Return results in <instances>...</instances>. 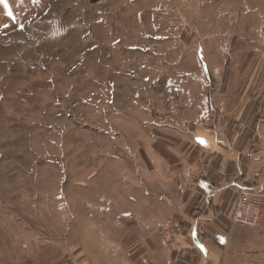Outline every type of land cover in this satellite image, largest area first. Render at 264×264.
<instances>
[{
    "label": "rangeland",
    "instance_id": "374dc122",
    "mask_svg": "<svg viewBox=\"0 0 264 264\" xmlns=\"http://www.w3.org/2000/svg\"><path fill=\"white\" fill-rule=\"evenodd\" d=\"M259 1L0 2V264L147 262L130 216H115L131 161L144 164L136 147L197 47L213 48L203 22ZM169 223L168 244L183 236Z\"/></svg>",
    "mask_w": 264,
    "mask_h": 264
},
{
    "label": "crops",
    "instance_id": "0c3cea01",
    "mask_svg": "<svg viewBox=\"0 0 264 264\" xmlns=\"http://www.w3.org/2000/svg\"><path fill=\"white\" fill-rule=\"evenodd\" d=\"M245 9L203 22L213 26V48L198 44L199 62L178 72L182 83L158 110L166 117L136 147L144 164L131 161L122 188L130 201L115 216H130L147 262L124 264H264V0ZM201 171L188 187L187 175ZM243 184L262 194L253 228L231 218ZM172 218L183 236L168 244L159 228Z\"/></svg>",
    "mask_w": 264,
    "mask_h": 264
},
{
    "label": "built area",
    "instance_id": "2783aa9c",
    "mask_svg": "<svg viewBox=\"0 0 264 264\" xmlns=\"http://www.w3.org/2000/svg\"><path fill=\"white\" fill-rule=\"evenodd\" d=\"M264 24V23H263ZM263 28H261V39L264 42V25H262ZM189 181L187 185H191L193 183V175H189ZM237 200H236V207L234 211L231 214L232 222L241 227H249L253 228L256 227L259 222V199H257L253 194L254 191L248 189L244 184L240 188ZM170 220L166 221L164 224H162L161 228H163V233H165L168 241H170V238L173 234H171V228L174 225H177L176 223H169Z\"/></svg>",
    "mask_w": 264,
    "mask_h": 264
},
{
    "label": "snow or ice",
    "instance_id": "6c2138e0",
    "mask_svg": "<svg viewBox=\"0 0 264 264\" xmlns=\"http://www.w3.org/2000/svg\"><path fill=\"white\" fill-rule=\"evenodd\" d=\"M0 2H5V6H7V4H6V0H0ZM8 14H9V15H12L11 12H9ZM21 27H22V26H21Z\"/></svg>",
    "mask_w": 264,
    "mask_h": 264
}]
</instances>
